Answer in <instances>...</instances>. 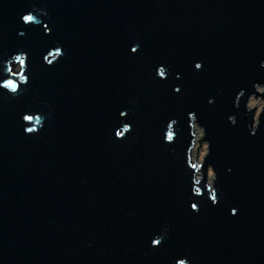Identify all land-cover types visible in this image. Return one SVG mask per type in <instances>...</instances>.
Segmentation results:
<instances>
[{
	"label": "water",
	"instance_id": "obj_1",
	"mask_svg": "<svg viewBox=\"0 0 264 264\" xmlns=\"http://www.w3.org/2000/svg\"><path fill=\"white\" fill-rule=\"evenodd\" d=\"M252 96L264 0H0V264H264Z\"/></svg>",
	"mask_w": 264,
	"mask_h": 264
},
{
	"label": "rangeland",
	"instance_id": "obj_2",
	"mask_svg": "<svg viewBox=\"0 0 264 264\" xmlns=\"http://www.w3.org/2000/svg\"><path fill=\"white\" fill-rule=\"evenodd\" d=\"M13 69H15V71L18 73L21 70L20 63L14 64ZM258 90L262 91L263 88L259 87ZM248 103H249V109H254L256 107V109H255L256 110V113H255L256 114V116H255V124H257V120H258V117L260 115V111L262 110V107H263L264 103L262 102L261 97L255 98L254 96H252L250 98ZM195 127H196V130H195V133H196V137L195 138H196V140H195V145L193 147V150L191 152V160H193L194 163H196V160H197L200 164H202L203 163V158L206 156L208 148H207V143H205L204 141L201 143V147H199V140L200 139L203 140V138H202L203 137V131H202L201 128H199L197 126H195ZM197 148L199 149V151H198ZM197 152H198V155H197V159L195 160ZM212 178H213V174H212V172L210 170V173H209V181H210V183L212 182L211 181Z\"/></svg>",
	"mask_w": 264,
	"mask_h": 264
},
{
	"label": "clouds",
	"instance_id": "obj_3",
	"mask_svg": "<svg viewBox=\"0 0 264 264\" xmlns=\"http://www.w3.org/2000/svg\"><path fill=\"white\" fill-rule=\"evenodd\" d=\"M23 19H24L25 21H31V20H32V17H31V16H25V17H23ZM20 63H22V61H21ZM9 71H10V69H9ZM4 86L7 87V88H10L12 91H15L16 88L18 87V85H16L15 83H13V82H11V81H9V82H8L7 84H5ZM232 214H233V215H236V214H237L236 210H233V213H232Z\"/></svg>",
	"mask_w": 264,
	"mask_h": 264
}]
</instances>
